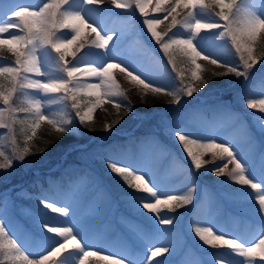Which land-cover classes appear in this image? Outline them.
<instances>
[{"label": "rangeland", "instance_id": "rangeland-1", "mask_svg": "<svg viewBox=\"0 0 264 264\" xmlns=\"http://www.w3.org/2000/svg\"><path fill=\"white\" fill-rule=\"evenodd\" d=\"M44 2L45 0H0V21L10 19L12 9L18 5H25L35 9L42 6ZM205 3L207 5V12L211 13V15H202L201 19H218V16L215 14L219 12V8L213 4V0H205ZM240 3L241 0H237V4ZM242 4L244 7L252 8L257 14L264 15V0H258L256 4H253L252 0H242ZM101 7L100 9H92L84 5L83 0H74L75 10L81 11L86 17H89L95 22L101 29L102 34L108 33L114 35L116 47H112V42H110L107 52L102 49L90 47L95 40L96 34L91 32V29L82 28L80 39L67 50L65 62L69 66L76 63L82 66H102L105 61L118 62L121 66L126 65L127 69L133 71L134 74L138 73L141 78L151 81L153 86H160L169 91H179L180 89L165 74L158 73L149 67V56H147L146 51L141 47L143 42L139 39L138 33H134L139 28V30L144 31L148 40L155 42L150 34L147 33L143 20L156 16L164 17L171 8L176 7L175 0H159V3L157 0H151L145 8L144 16L139 13L135 5L127 10L116 8L113 0H101ZM189 10L188 7L182 5L177 8V12L173 13V15H176L178 20H182ZM170 22L171 16H168L167 19H163V22L156 26V30L159 33L166 32ZM17 31L16 29H10V32ZM219 31L221 30H202L200 36L196 38L195 43L205 55L217 58L225 65H235L229 60H226L224 56L225 50H235L232 46L231 39L227 36L220 37ZM173 32H176L180 37H187L189 35L184 29L180 28L173 29ZM65 34H67V38H70L71 34L69 30H61L57 33L60 36H64ZM0 39H10V36L5 33L0 36ZM81 43L84 44L83 48L79 47ZM263 43L264 31H261L255 43L252 44L254 59H257V56L264 51L262 48ZM15 48L16 45L13 44H0V66L15 64L17 57L12 52V49ZM73 52H75V56H73ZM235 54L240 55L236 52ZM40 55L43 57V71L45 75L42 77L27 75L26 79L45 80L48 78H59L63 75L60 71V65L57 63V54L54 51L49 49L40 53ZM197 63L201 66V71L198 74L202 79L208 77L210 72L220 73L226 71L225 67H217L209 63L208 60H198ZM201 72H203L202 75ZM111 75L119 85L120 91L124 94L123 97L114 98L117 102L130 105L131 101L129 97H131L136 104L143 103L145 97L149 95L150 90H146L142 85L131 81L119 68L112 69ZM227 75H230V73ZM251 79L250 83L253 84L249 91H243L242 94L236 92L238 94L229 98L227 97V99L222 96H226L224 92H227V89L232 87L233 82L231 79L226 80L225 85L222 87L215 88L209 83L208 87L201 93H194L189 106L190 111H184L174 123L171 122L170 118L175 114L177 104L172 102L171 96L163 92L157 93L162 101L159 105L164 104L163 110L159 111L161 114H158L159 122L162 126H157V124L152 123V130L156 134L151 137H154L159 142L162 151L151 164L138 162L137 153L139 144H136V147L130 144L133 140L131 133L136 130L138 131L141 124L138 119L144 117L148 112L153 113L159 100L154 103L152 108H142L136 110V112H128L124 107L116 109L113 103H105L93 112V119L86 121L85 126H82L75 124L76 122L73 116L75 111L69 113L68 108H70V103H65L59 99V97L64 95L63 93L45 96L31 89H20L19 81H17V89L21 92L22 97L21 102L26 104L27 107L28 101L41 99L44 103V111L57 121L72 118L73 122L69 125L71 129L69 130L70 134L68 138L72 145H76V148H85L87 145H91V142L95 138L98 139L95 147L90 146L91 154L89 155L92 156L91 159L99 156L98 146L107 149L110 145L109 143H111V134L118 133L114 130L109 119L113 116V122V120H116L115 117L117 115L123 117L121 114L123 111L127 115L131 114L133 120L128 119L126 125L121 127L122 132H119L120 137H127V145L119 151L114 160L118 163L130 164L132 167L147 172L148 177L157 185L159 198L161 199L167 198L166 194H186L193 187L195 188L193 196L200 193L201 201L192 200V203L188 206V210H183L187 214L192 209L187 216L180 214L181 210L179 209L183 207H176L175 211H170L167 207L161 206V218L170 217L173 219V223L169 225L161 224L152 213H148L146 210L139 208L138 204L136 205V210H133L127 201L121 198L123 194H120L118 199L125 201V208L129 210L133 219L131 224L121 222L122 225L119 226V229L117 227L107 226V218L111 220L115 216H112V214L107 216L109 209L114 203V199H112V196L107 202L99 204L97 189H102L104 192L105 188L103 187L104 185L101 186L100 181L86 179L92 181L87 186H85V183L75 182L70 186L68 191L57 192L53 195L54 197L49 196V194H44L41 196V200L50 201L55 206H68L70 209H74L75 211L71 216L74 224L80 223L89 214H91V219L95 226L100 223L101 228L98 227V231H93L94 229H92L90 231L80 232V238L83 240L82 243L86 246H93L89 250H100L97 255L85 258L84 264H107L101 257L109 253L112 254V258L119 259L123 257V264H129V262L131 264H146V258L150 257L151 251L156 247H168L169 252L159 257L151 258L152 264H156V261H164V264H242L243 261L244 264H247L246 258L236 255L227 246L212 248L209 245L203 244L199 237L196 236L194 229L196 227H211L214 233L224 234L226 239L237 237L242 239L245 244L255 240L259 236L262 228H264V212L259 211V209L255 211L248 208L246 204H243L242 206H238V208L244 213L240 215L244 216H236L229 212V208L226 205L227 203L242 204L246 199H251L248 198L251 197L250 194L252 193H249V190H252L253 194L256 191L251 189L250 186L235 184L227 176L216 177L213 175L211 169L223 165L226 161L219 160L218 158L214 159L211 151L202 157L203 166L197 171L191 164L190 158L187 157L183 146L175 138L173 133L176 131L186 132L190 136L201 138V142H210L214 139L232 144L240 158L249 164L251 169L249 175L251 178L255 182L264 180V164L261 163V154L264 153V148H260L257 143L250 140V136L243 131L244 127L242 124L244 121L247 123L252 121L253 116L261 115L258 109H248L246 107L245 98H264L260 96L261 92H264V70L261 74L252 75ZM257 79L258 82H255ZM189 83L191 82L186 83V85ZM13 86L12 78L8 74L0 76V91L5 93L11 92ZM80 95L86 96L89 99L85 106L81 108V112L87 111V108L91 106L95 98L85 94H78L77 98ZM220 97L225 99L224 103L227 106L234 107L236 111L234 110L227 115L221 112L223 108L221 106L211 108L210 106L216 102L213 99ZM187 99L190 98L186 95H181L180 103H184ZM53 100L57 102L50 103ZM90 101L91 103H89ZM196 106L199 108V113H201L199 118H195L196 116L193 113ZM4 109H6L5 105L0 100V110ZM171 112L174 113L169 114ZM19 116L18 111L9 108L7 111H4L3 119L8 125L12 126L10 119L15 120ZM42 122L47 123L46 121ZM77 122L79 123L78 119ZM254 123L256 124V121ZM106 126H108L109 130H105ZM9 129L10 127L0 128V151L4 152L6 157L15 158V154L22 151L25 146L21 147L19 142L16 143L13 133L8 135ZM163 131H166V133L164 134ZM88 137H90V141L87 142ZM29 154L23 162L16 159V162L13 161L12 168L0 170V194L6 195V199L0 198V211L7 209L9 205L14 206L5 215V219L9 221V228L12 229L18 241L24 245L28 252L34 253L40 251L43 246L29 235V233L35 232L36 230L33 226V220L48 218L45 217V212L42 210L44 207L41 200L33 205L32 194H30L26 189L27 186H25L28 176L21 174V172L19 173V169L17 170L16 166H21L26 171L30 167L35 168L37 166L35 171L36 173H40L42 170L40 171L38 166L43 165V167L47 168L53 165V161L50 155H38L30 158ZM4 162L5 158L0 157V163ZM232 167L234 166L231 164L228 165L229 170ZM206 174L213 175L214 179L212 180L216 181L215 186L209 181L210 178L208 176L207 178L204 176ZM52 183H50L51 187L53 186ZM21 193L25 195H20ZM134 195L147 196L145 193ZM21 197H25V199L22 200ZM87 198H94V201L87 203ZM98 204L99 206L97 207ZM114 209H116L115 205L110 209V212H113ZM21 211L23 212L24 218L31 217L32 219L24 220L23 218L21 220L17 214ZM55 214L58 219H64L58 213ZM257 216H259L262 222L253 218H257ZM137 217L148 221L155 233L147 232L148 238L145 234H142L143 231L139 227L141 223L137 220ZM101 224L105 225L101 226ZM115 232L121 236L129 237L135 242L136 248L131 247L130 244L125 247L122 246L121 250L117 246L115 248V245L111 241L113 237L111 234ZM190 240L197 247H194ZM72 247L74 246L70 245V248ZM258 253L259 249H257L256 264H264V261L259 260ZM164 255H171L173 258L165 260ZM0 257L7 260L2 253H0ZM53 259L57 258L54 257ZM49 264H51V261H49ZM71 264H75V261L73 260Z\"/></svg>", "mask_w": 264, "mask_h": 264}, {"label": "snow or ice", "instance_id": "snow-or-ice-1", "mask_svg": "<svg viewBox=\"0 0 264 264\" xmlns=\"http://www.w3.org/2000/svg\"><path fill=\"white\" fill-rule=\"evenodd\" d=\"M150 2L151 0H113L116 8L127 10L135 5L142 16L145 15V8ZM157 2L159 3V0ZM252 3H258V0H252ZM83 4L92 9L102 8L101 0H83ZM175 4L176 7L171 8L164 17L145 18L143 24L155 44L169 58L168 63L173 71H177L173 53L182 56L184 59L181 62L191 66L192 82L179 91H169L160 86H153L151 81L141 78L138 73L134 74L133 71L127 69L126 65L121 66L118 62L105 61L102 66H82L79 63L69 66L65 62L67 50L80 39L82 28L91 29V32L96 34L90 47L102 49L105 52L109 50L110 42H112L113 48L116 47L114 35L102 34L101 29L95 22L86 17L81 11L75 10L74 0H45L42 6L35 9L18 5L12 9L10 19L0 21V36L5 33L10 36V39H0V44L16 45L12 52L17 57L14 65L0 66V76L8 74L14 85L11 92L0 91V100H2L3 105H9L13 93L16 91L17 81H19L20 89H31L45 96L63 93L64 95L59 99L65 103H70L71 109L75 110V118L78 119L81 125H85L86 121L93 119V112L105 103L111 102L116 109L124 107L126 111H132L131 105L122 104L114 99L124 95L120 91L119 85L112 78L111 70L114 68H119L131 81L142 85L146 90L153 93L163 92L171 96L172 102L175 104H180L181 95L192 98L194 93L201 92L202 86L207 84L198 74L201 71V66L197 63L198 60H208L209 63L217 67L226 68L225 72L214 73L213 75L224 76L231 73L237 78L244 77L247 80L251 70L258 63L253 58L254 49L252 44L255 43L258 34L264 31V15L257 14L252 8L244 7L242 0L240 4H237V0H213V4L219 8V12L215 14L218 19L204 20L201 19L202 15H211L207 12L205 0H175ZM182 5L190 10L182 20H178L173 13H176L177 8ZM168 16H171V22L167 31L159 33L156 26L161 24L163 19H167ZM177 28L184 29L189 35L187 37L178 36L176 32H173V29ZM10 29L18 31L10 32ZM61 30H69L70 38H67V34L64 36L57 35ZM202 30H221L219 31L220 37H230L235 52L240 54V67L225 65L219 59L205 55L195 43ZM79 47L83 48L84 44L81 43ZM49 49L57 54V63L60 65V71L63 75L59 78L45 80L26 79L27 75H34L35 77L45 75L43 57L40 53ZM73 56H75V52H73ZM180 75L181 73L177 71V76ZM78 94L95 98L87 111L81 112L77 100ZM260 96L264 97V92H261ZM245 101L248 109H258L261 114L253 116V120L256 121V131L264 136V98H245ZM55 102L57 101H50V103ZM24 111L31 116V136L28 137L29 140L36 135V129L40 127L42 121L52 125L56 132L62 135H67L71 129L69 125L73 122L72 118L57 121L44 111V103L41 99L28 101V107ZM3 117L4 110H0V128L10 127ZM105 130H109L108 126ZM173 135L183 146L187 157L190 158L191 164L197 171L203 166L202 157L209 151L212 152L214 159L218 158L226 161L223 165L211 169L212 174L216 177L227 176L237 185L250 186L257 193L256 202L259 205V211L264 212V180L255 182L251 178L249 164L240 158L232 144L214 139L210 142H201V138L190 136L182 131H176ZM161 151L162 148L154 137H146L138 146V162L151 164ZM28 154L29 148L24 147L22 151L15 154V159L23 162ZM261 156V163L264 164V153ZM0 157L5 158V162L0 163V170L12 168L13 159L11 157H6L2 151H0ZM105 163L111 174L119 177L128 189H132V192H125L121 198L126 200L133 210H136L138 204L139 208L152 213L161 224L169 225L173 223V219L170 217L161 218L162 205L170 211H175L176 207H184L192 203L194 187L186 194H166L167 198L161 199L159 198L157 185L148 177L147 172L127 163H118L115 160H107ZM229 164L234 166L230 170L228 169ZM76 183H85V186H87L92 181L81 177ZM97 191L99 204L107 202L108 196L103 190L97 189ZM137 192L145 193L147 196L134 195ZM20 195L25 194L21 193ZM0 198L6 199V195L0 194ZM41 203L45 209H50L52 213H58L64 219L33 220V226L36 230L29 233V235L43 246L40 251L34 253L28 252L24 245L18 241L12 229L9 228V221L5 219V215L14 206L9 205L7 209L0 211V253L7 259L19 262V264H49V261H51V264H71L73 260L75 264H84L85 258L97 255L100 252V250H89L93 246H86L80 238V232L90 231L95 227L92 223L91 214L83 218L80 223L74 224L71 218L74 209H70L68 206H55L52 202L43 199ZM194 231L203 244L212 248L227 246L236 255L246 258L247 264H256L257 249H259V260L264 261V228H262L259 236L248 244L237 237L226 239L224 234L214 233L211 227H196ZM70 245L74 247L70 248ZM167 252H169L168 247H156L151 251L150 257L146 258V264H152L151 258L159 257ZM54 257L57 259H53ZM101 259L106 261L107 264H123L124 260L123 257L119 259L112 258L111 253L102 256ZM156 264H164V261H156ZM242 264H244L243 261Z\"/></svg>", "mask_w": 264, "mask_h": 264}, {"label": "trees", "instance_id": "trees-1", "mask_svg": "<svg viewBox=\"0 0 264 264\" xmlns=\"http://www.w3.org/2000/svg\"><path fill=\"white\" fill-rule=\"evenodd\" d=\"M139 39L142 40L143 44L141 45L142 48L146 49L149 55V62L148 65L151 69L155 70L158 73L165 74L169 79H171L174 82V85H176L179 89L183 88L186 83L192 82L191 81V66L185 63H182L181 60L184 59L182 56H180L177 53H173V58L177 65V71L181 73L180 76H177V71H173L171 65L168 63V57H166L163 52L160 50L159 46L155 44V42H152L147 39L146 34L144 31L140 30ZM262 48L264 50V43L262 44ZM225 58H228L229 60H237L238 55L235 54V50L232 51L229 49V51H224ZM262 59H264V51L260 55ZM236 58V59H234ZM264 70V62L261 63V66L257 69V72L261 73ZM203 72H201V75ZM214 73L210 72L208 74V77L203 78V81H206L207 84L202 86L201 92L208 87L209 83H211L215 88L216 87H222L225 84V81L228 78V75L224 76H217L213 75ZM234 77L232 74L231 79ZM198 83V82H197ZM250 86V82L247 81L244 83V88H248ZM19 89L16 88V91L13 93L11 101L9 103V108H13V110L18 111L19 117L15 120H12V126L10 130V134L13 133L15 137L16 143L19 142L21 147H28L29 148V155L30 158H33V156L38 155H50L51 159L53 161V165L50 167H43V165L38 166L41 171L40 173H36V168H29L27 171L24 170L21 166L19 167V173L28 176L27 177V183H26V189L33 194L32 195V202L33 205L37 204L41 200V196L44 194H48V188L50 186V182L47 178H51L52 182H56L60 180L59 182V192L68 191L70 189V186L68 182L74 183L76 179L80 177L87 178L89 180H97L101 182V186L105 187L104 193L109 198L114 199V204L117 203V210L113 215L114 218L111 220V222L107 225L108 227H117L119 229V226L121 225V222H132L133 217L129 213V210L125 208L124 201H119L118 197L120 194H124L125 192H132V189H128L126 185L123 184V182L120 180L119 177L115 176L114 174L110 173V169L107 168V165L105 161L107 160H113L114 156H116L119 151H121L127 141V137H120L121 127L126 125L128 119L133 120L131 114L127 115L125 111L121 112L122 116L117 115L115 118L116 120H111V125H113L114 130H116L118 133L111 134V143H109V150L108 148H101L98 146V154L99 156H95L91 159V147H95L97 144L98 139H95L91 142V145H87L85 148H76V145H72L70 143V139L68 138L69 134L62 135L58 132H56L55 128L52 125H49L48 123H40V127L36 129V135L32 137L31 140L28 139L29 136H31V116L29 113L24 111V109L27 108V105L21 102L20 94L21 92L18 91ZM227 92H224L226 96H222L227 99V97L235 96L236 93L233 92L232 87L227 89ZM200 93V92H198ZM221 93V92H219ZM149 95L145 97V100L143 103L136 104L131 97L130 101L133 105V108L138 109H146V108H152L154 106V103L158 100L157 109L154 112L153 115H147L146 117L140 119V128L138 131H134L131 134L133 135V139L135 141L133 145H136V143L139 141L141 142L146 137H151L156 134L155 131L152 130V123L157 124V126H162L159 122L160 119L158 117V114H160L159 110H162L163 104L159 105L162 101L160 100V97L157 93L149 92ZM127 95V94H126ZM128 97V95H127ZM79 104H80V110L82 107L85 106V104L88 102L87 97L83 96L80 98H77ZM216 102L211 105V108L216 107H223L221 112H226L227 114L231 113L230 106H227L224 103L225 99L220 98H214ZM223 100V101H222ZM190 102L191 98L187 99L184 103L180 104V108L175 111V114L172 118H170L171 122H175V120L179 117L180 114H182L184 111H190ZM68 109H71L68 108ZM199 108L196 106L193 113L195 116H197V110ZM73 110V109H71ZM75 111V110H73ZM218 112V111H217ZM174 112H171L169 114H172ZM168 114V115H169ZM120 117V118H119ZM116 121H119L118 123ZM76 124L81 125L77 122ZM85 126V125H82ZM247 132L250 134V136L253 139L260 140L264 139V136H262L259 132L256 131V128L252 126L247 127ZM165 134L166 131H163ZM135 136V137H134ZM90 141V137L87 138V142ZM262 141V140H260ZM129 142V141H128ZM263 142V141H262ZM72 149V150H70ZM67 152V153H66ZM66 153V156L64 159H62V156ZM80 154V155H79ZM14 158V157H13ZM14 161L16 162V159L14 158ZM51 169V170H50ZM38 174V175H36ZM36 175V176H35ZM35 176V177H34ZM41 181L38 183L37 181ZM51 190H54V187L50 188ZM58 192V190H54ZM138 193V192H137ZM198 196L195 197V199H198ZM91 199V200H90ZM94 199V198H93ZM92 198H87V203H92L94 201ZM113 205V204H112ZM189 205V204H188ZM188 205L184 206L180 213L184 214L182 211L184 208H187ZM112 207V206H111ZM42 210L45 212L48 219L52 220V218H56L55 213H52L50 209L42 208ZM110 213V211H109ZM18 217H20L21 220H23V212L17 213ZM31 217L24 218V220H30ZM137 220L140 221V223L144 225H149L147 221H145L143 218L139 217ZM93 223V222H92ZM98 224V223H97ZM99 225V226H98ZM97 226H95L93 229L95 231H98V227H100V223ZM105 224H101V226H104ZM142 227V226H141ZM101 228V227H100ZM143 229V228H141ZM151 230L150 228H148ZM116 230V228H115ZM149 233V232H148ZM155 233V232H153ZM111 241L115 245V248L117 246L118 249L121 250L122 246H128L129 244L131 247L136 248V244L134 241H132L129 237L121 236L118 233H113ZM190 242L194 247H197L195 243H193L191 240ZM123 247V248H124ZM165 260H170L173 258V256H166L164 255ZM0 264H19V262H13L11 260L5 261L0 258Z\"/></svg>", "mask_w": 264, "mask_h": 264}]
</instances>
